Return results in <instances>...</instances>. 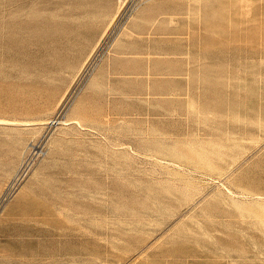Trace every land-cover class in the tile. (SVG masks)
Segmentation results:
<instances>
[{
    "label": "rangeland",
    "instance_id": "rangeland-1",
    "mask_svg": "<svg viewBox=\"0 0 264 264\" xmlns=\"http://www.w3.org/2000/svg\"><path fill=\"white\" fill-rule=\"evenodd\" d=\"M141 1L0 0V201L22 162L30 165L0 214L12 205L10 215L25 220V206L40 201L51 224L65 226L76 243L69 248L96 254L99 264H264V192L249 190L241 178L246 172L250 183L251 171L253 180L261 175L264 96L243 101L241 116L226 109L202 117L199 101L189 133L170 131L167 121L163 131L151 124L126 142L99 145L92 149L97 180H59L46 163L56 132L75 128L64 138L75 142L76 129L91 131L75 115L76 99ZM245 32L236 38L243 63L251 43L264 44V37ZM233 43L227 37V64ZM242 96H249L244 84ZM67 98L65 119L46 137ZM95 138L105 141L94 132ZM51 188L98 195L46 196Z\"/></svg>",
    "mask_w": 264,
    "mask_h": 264
},
{
    "label": "crops",
    "instance_id": "crops-1",
    "mask_svg": "<svg viewBox=\"0 0 264 264\" xmlns=\"http://www.w3.org/2000/svg\"><path fill=\"white\" fill-rule=\"evenodd\" d=\"M243 30L250 37H264V0L139 2L95 62L76 99L75 115L91 131L76 129L75 142L64 140L75 128H62L53 135L46 161L53 173L59 180H97L98 158L92 149L99 145L108 149V141L126 142L130 133L144 132L147 125L163 131L167 121L172 122L170 131L185 127L189 133L199 101L202 117L220 115L226 109L241 116L243 101L264 96V44L251 43L243 63L241 44H236ZM227 37L234 41V60L229 64L225 61ZM243 84L249 96H242ZM207 127V131L202 129L203 135L209 134V123ZM94 132L104 135L105 141L93 139ZM70 142L75 143L73 148ZM262 159L258 179L253 180L252 171L250 183L245 180L246 172L241 175L245 187L259 193L264 192ZM75 190L51 188L46 196L98 195L89 188L80 189V194ZM45 207L40 201L27 204L25 220L20 221L10 215L15 212L12 205L2 209L0 264L103 261L96 254L69 248L76 243L67 237L65 226L58 221L51 224Z\"/></svg>",
    "mask_w": 264,
    "mask_h": 264
},
{
    "label": "built area",
    "instance_id": "built-area-1",
    "mask_svg": "<svg viewBox=\"0 0 264 264\" xmlns=\"http://www.w3.org/2000/svg\"><path fill=\"white\" fill-rule=\"evenodd\" d=\"M69 98L66 99V101L63 103L62 106H59L58 113L51 119L49 120V123H47V131L46 133L48 134L46 137H50L53 132L61 125V121L65 119L66 115V110L69 107ZM46 137L44 136V141L46 140ZM29 163L28 161H23L20 167L18 168V171L16 172L15 176L12 178L10 181L7 191L4 194V197L0 201V206L5 202L7 197H9L15 189L19 186V184L23 181L25 176L27 175L29 171Z\"/></svg>",
    "mask_w": 264,
    "mask_h": 264
},
{
    "label": "bare ground",
    "instance_id": "bare-ground-1",
    "mask_svg": "<svg viewBox=\"0 0 264 264\" xmlns=\"http://www.w3.org/2000/svg\"><path fill=\"white\" fill-rule=\"evenodd\" d=\"M122 5V4H121ZM64 103V102H63ZM63 105V104H62Z\"/></svg>",
    "mask_w": 264,
    "mask_h": 264
}]
</instances>
